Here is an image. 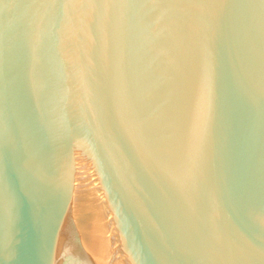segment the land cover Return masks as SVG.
I'll return each instance as SVG.
<instances>
[{"label": "water", "instance_id": "obj_1", "mask_svg": "<svg viewBox=\"0 0 264 264\" xmlns=\"http://www.w3.org/2000/svg\"><path fill=\"white\" fill-rule=\"evenodd\" d=\"M0 264H264V0H0Z\"/></svg>", "mask_w": 264, "mask_h": 264}]
</instances>
